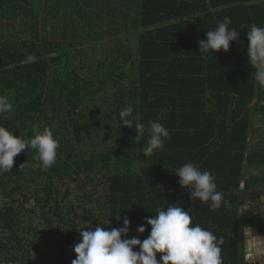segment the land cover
<instances>
[{"label": "trees", "instance_id": "obj_1", "mask_svg": "<svg viewBox=\"0 0 264 264\" xmlns=\"http://www.w3.org/2000/svg\"><path fill=\"white\" fill-rule=\"evenodd\" d=\"M11 2L0 0V95L13 111L0 125L23 139L47 126L60 147L47 171L19 170L37 163L25 149L0 175V264H71L86 222L110 230L127 217L126 238L143 241L146 219L171 203L223 237V264H251L240 229L264 241V172L245 180L242 171L264 166V150L248 153L249 137L264 139L252 126L264 118V87L246 33L264 27V0H43L36 11ZM225 17L239 39L227 53L198 52ZM127 104L146 125L139 141L118 121ZM149 120L171 138L146 156ZM188 162L215 176L231 208L191 200L174 173Z\"/></svg>", "mask_w": 264, "mask_h": 264}, {"label": "clouds", "instance_id": "obj_2", "mask_svg": "<svg viewBox=\"0 0 264 264\" xmlns=\"http://www.w3.org/2000/svg\"><path fill=\"white\" fill-rule=\"evenodd\" d=\"M230 24L231 18L225 17L214 30L207 31L206 39L198 41V52L206 54L222 50L227 53L230 42L237 41L240 36L237 28L230 27ZM246 39L248 63L255 69L254 79L264 87V27L251 25ZM28 59L31 61L33 57L29 55ZM12 111L13 101L0 95V116L7 118L5 114ZM133 112L132 105H125L119 112L118 121L123 126L134 128L137 133L134 141H139L145 135L146 125L141 122L139 114L133 116ZM147 132V146L143 149L146 156L153 155L155 150H163L165 140L171 138L168 129L158 121L149 120ZM59 147V141L47 126L42 131L37 130L32 138L23 139L0 125V175L11 172L14 158L25 149L34 150L32 160L37 163L25 160L19 165V170L39 168L47 171L57 163ZM174 173L181 187L192 189L188 192L191 200L207 203L212 211L222 206L231 208V203L217 189L216 178L211 172L201 171L195 163L188 162ZM115 218L119 220L120 216ZM146 224L151 230L141 241L138 237L126 238L130 226L127 217L123 219L122 227L110 230L98 224L93 228L86 222L84 227L88 230H77L80 242L74 245L76 258L71 264H223V237L218 238L199 224L193 225L189 212L176 203L169 204L166 210L158 209L155 216L146 219ZM136 231L144 233L145 227L139 226ZM137 246L138 251L134 250Z\"/></svg>", "mask_w": 264, "mask_h": 264}, {"label": "rangeland", "instance_id": "obj_3", "mask_svg": "<svg viewBox=\"0 0 264 264\" xmlns=\"http://www.w3.org/2000/svg\"><path fill=\"white\" fill-rule=\"evenodd\" d=\"M40 2L43 3V0H12L11 4H16L15 7L16 8L18 7L20 10H29V11L45 10V8H42L41 5L39 6ZM5 10H14V7H10V5H9V6H7V9H5ZM17 13H19V12L17 11ZM40 15H44V13H41ZM28 23H29V21H28ZM39 25L41 26V23ZM111 39H112L111 36H108L105 39H103L101 42L103 44H107V43H109V41ZM254 102H255V100H254ZM260 122H263V123L260 124ZM252 125L254 128L256 127V129H258L260 132H262V130H264V118H261L260 120H258V118H255L254 121H252ZM260 140H261V138H260ZM258 143L263 146L264 145V139H262V141L258 140ZM163 172H164V178L169 179V178L174 177V175L169 173V172H166V171H163ZM260 200L264 201V197H261ZM240 231H241V235L243 236L244 245L246 246V252L249 251L251 253V251H253L255 248H258L261 250L260 254L256 251H254L256 253H252L253 255H250L249 253H247L245 255L246 261L248 263L253 264V262H252L253 259H259V260H261L260 263L263 264V261H262V259L264 258V250H263L264 241H263V238L251 236L252 234H250L251 232H250L249 228H247V229L241 228ZM250 239H252V240L250 241ZM254 242H255V244H254ZM249 243H251L252 246L250 245V247H249V245H248ZM253 246H256V247H253ZM257 253H258V255H256Z\"/></svg>", "mask_w": 264, "mask_h": 264}, {"label": "crops", "instance_id": "obj_4", "mask_svg": "<svg viewBox=\"0 0 264 264\" xmlns=\"http://www.w3.org/2000/svg\"><path fill=\"white\" fill-rule=\"evenodd\" d=\"M254 102V101H253ZM255 118H259V116L258 115H256L254 118H253V121H254V119ZM261 118H259L258 120H260ZM263 122H260V124H262ZM253 126V125H252ZM254 128V127H253ZM255 129H256V127H255ZM262 133V132H261ZM260 133V134H261ZM258 140L259 141H262V139L260 140V138H258V137H256V136H253V137H249V143H248V153H252V152H259V151H262V150H264V145L262 146L261 144H259L258 143ZM249 171L251 172V174L249 173ZM264 172V166H257V165H254V166H252V167H248V165L246 164V163H244V165H243V171H242V173H243V175H244V178H245V180L248 178V176L249 175H253V176H257L258 174H261V173H263ZM247 229V228H246ZM250 230V229H249ZM251 234V233H250ZM252 236V235H251ZM252 240V239H251ZM247 244V243H246ZM254 244H255V242H254ZM257 246V245H256ZM256 246H253V247H256ZM261 246V245H260ZM259 246V247H260ZM246 247V246H245ZM254 251H256V252H258L259 254H260V249H258V248H255L254 250H253V253H256V252H254ZM263 251V250H262ZM247 253H249V254H251L249 251L248 252H246V254ZM258 253L256 254V255H258ZM257 260V259H256ZM261 264V263H260Z\"/></svg>", "mask_w": 264, "mask_h": 264}]
</instances>
